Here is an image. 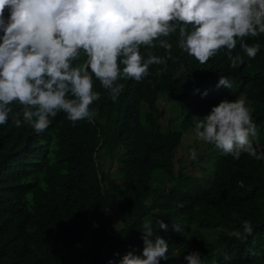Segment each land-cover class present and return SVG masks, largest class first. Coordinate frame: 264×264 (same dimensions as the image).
<instances>
[{"label": "trees", "instance_id": "1", "mask_svg": "<svg viewBox=\"0 0 264 264\" xmlns=\"http://www.w3.org/2000/svg\"><path fill=\"white\" fill-rule=\"evenodd\" d=\"M159 39L172 44L175 62L150 66L140 82L120 80L124 90L116 101L95 80L101 98L92 105L98 112L94 122H72L59 112L39 134L12 119L0 125V264H119L129 251L142 253L145 219L153 222L152 238L169 244L161 264H189L184 257L194 250L202 264H264V159L246 153L234 159L216 149L212 165L202 168L207 177L175 171L183 135L195 127L193 116L208 114L224 99L252 101L253 145L264 154V34L244 38L261 45L255 58L237 41L233 54L244 60L237 68L226 49L200 64L179 47L178 31ZM154 44L141 46L142 54L165 57L166 50ZM221 75L232 88L217 87ZM162 93L187 114L182 131L161 128ZM143 105L149 109L145 122ZM12 107L22 120V106ZM167 182L172 186L166 188ZM115 209L121 222L114 220ZM245 220L252 235H228L243 232ZM173 223L183 235L173 231Z\"/></svg>", "mask_w": 264, "mask_h": 264}, {"label": "clouds", "instance_id": "2", "mask_svg": "<svg viewBox=\"0 0 264 264\" xmlns=\"http://www.w3.org/2000/svg\"><path fill=\"white\" fill-rule=\"evenodd\" d=\"M177 31L179 47L200 64L226 49L230 66L237 68L244 63L239 53L233 54L238 40L249 58L260 51L259 43L249 45L244 38L264 34V0H0V125L12 119L16 127L28 124L39 134L59 112L72 122H94L98 112L92 105L101 98L94 81L116 101L124 90L120 80L140 82L151 74L150 66L175 62L172 44L159 38ZM155 41L166 50L165 57L142 54L141 46L153 48ZM220 86L232 88V83L221 75ZM14 104L22 106V120ZM251 104L244 97L224 99L208 114L193 116L197 139L234 159L245 153L264 159L253 145L257 125ZM190 158L197 160L195 148ZM156 224L168 230L163 220ZM242 227L243 232L228 235H252L250 221ZM143 229L142 253L129 251L119 264H161L168 259L167 241L152 238V220L145 219ZM172 229L184 233L178 224ZM184 259L202 264L199 251ZM224 259L230 257L225 254Z\"/></svg>", "mask_w": 264, "mask_h": 264}, {"label": "rangeland", "instance_id": "3", "mask_svg": "<svg viewBox=\"0 0 264 264\" xmlns=\"http://www.w3.org/2000/svg\"><path fill=\"white\" fill-rule=\"evenodd\" d=\"M159 124L164 131L172 129L173 131H182L183 122L187 118V114L183 113L182 107L175 102V100L168 94L162 93L159 97ZM148 106L143 105L141 109V119L146 121ZM195 148L197 151V160L193 162L190 158V150ZM180 150V151H179ZM175 156V171L178 176L181 171L183 174L188 172L196 175L199 178H203L207 175L206 171H203V167L211 166L216 154V148L214 145L199 141L195 135V127H190L183 135L181 145ZM193 162V163H192ZM207 177V176H206ZM160 184L155 183V187H159ZM166 188L172 186L170 183L165 184ZM122 215L120 209H115V222H121ZM210 264V263H206Z\"/></svg>", "mask_w": 264, "mask_h": 264}]
</instances>
